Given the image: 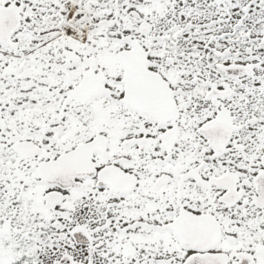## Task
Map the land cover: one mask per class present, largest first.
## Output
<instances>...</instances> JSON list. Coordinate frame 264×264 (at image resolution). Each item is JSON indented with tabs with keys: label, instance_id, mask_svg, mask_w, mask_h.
I'll return each mask as SVG.
<instances>
[{
	"label": "snow or ice",
	"instance_id": "snow-or-ice-1",
	"mask_svg": "<svg viewBox=\"0 0 264 264\" xmlns=\"http://www.w3.org/2000/svg\"><path fill=\"white\" fill-rule=\"evenodd\" d=\"M0 264H264V0H0Z\"/></svg>",
	"mask_w": 264,
	"mask_h": 264
}]
</instances>
